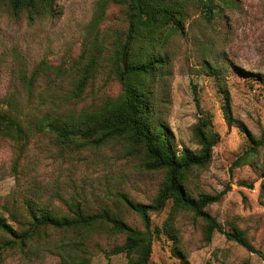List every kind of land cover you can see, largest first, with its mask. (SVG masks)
I'll return each mask as SVG.
<instances>
[{
	"label": "rangeland",
	"instance_id": "obj_1",
	"mask_svg": "<svg viewBox=\"0 0 264 264\" xmlns=\"http://www.w3.org/2000/svg\"><path fill=\"white\" fill-rule=\"evenodd\" d=\"M98 1L59 0L61 12L57 17L34 22L24 16L12 17L4 7L0 9V109L16 106L25 124L32 114L68 113L118 94V84L101 86L98 81L80 98H73L70 92L76 68L81 67L80 57H87L95 44H107L114 32L126 25L115 5L106 7L97 17ZM235 1L238 8L226 9L216 23L221 35L212 36V40L208 25L194 16L188 35L176 37L169 44L171 64L155 86L159 117L173 132L178 149L198 148L192 139V126L202 114L220 134L211 162L199 171L190 188L195 194L226 191L219 201L206 207L222 231H215L206 242L202 221L191 212L179 211L172 221L178 246L190 264H264L260 255L264 253L260 177L264 151L260 150L252 163L234 164L251 142L245 132L227 125L217 81L201 71L205 60L215 61L217 57L229 65L220 81L227 86L231 113L259 137L264 132V0ZM29 77L31 82L27 81ZM162 177L161 171L142 170L138 160L125 156L115 142L96 150L67 153L46 132L36 133L22 145L3 140L0 214L16 226L10 216L24 212L25 200L63 212L69 202L80 200L90 212L108 208L129 225L142 229L140 216L127 207L124 197L150 203ZM171 205L168 201L159 212L150 213L151 228L162 225ZM48 231L50 236L31 243L26 254L17 246L3 244L0 237L1 264H58L72 248L71 239L78 235ZM236 237L253 249L241 245ZM124 240L123 234L91 232L84 240L89 252L87 264H126L125 254H110V249ZM151 261L181 264L171 238L163 232L153 239Z\"/></svg>",
	"mask_w": 264,
	"mask_h": 264
},
{
	"label": "trees",
	"instance_id": "obj_2",
	"mask_svg": "<svg viewBox=\"0 0 264 264\" xmlns=\"http://www.w3.org/2000/svg\"><path fill=\"white\" fill-rule=\"evenodd\" d=\"M58 1L0 0V9L4 7L10 16H24L28 22H34L57 17L61 12ZM111 5L120 8L126 25L115 31L107 44H95L88 50L87 57H80L81 67L76 68L70 92L73 98H80L88 86L98 81L101 86L109 82L118 84V94L105 96L98 103L68 113L32 114L26 117L25 124L21 113L11 104V108L0 109V142L12 140L22 145L36 133L46 132L54 137L61 151L67 153L96 150L113 142L120 144L124 155L136 158L142 170L163 173L150 203L124 197L127 207L140 216L143 228L129 225L108 208L90 212L80 200L69 202L68 210L63 212L28 199L24 202L23 213L10 216L16 226L0 214L1 242L8 247L17 246L26 254L31 243L50 236L49 229L74 233L78 236L71 239L72 248L62 255L58 264H87L89 252L84 248V240L91 232L123 234L125 240L112 247L110 254H125L126 264H164L151 261L153 239L163 232L171 238L173 252L181 264H190L186 253L178 246L179 237L172 221L179 211L191 212L201 219L206 242L215 231H222L221 224L206 207L219 201L226 191L195 194L190 188L199 171L211 162L220 134L202 114L192 126V139L198 148L178 149L173 132L159 117L155 86L163 80L171 64L169 44L176 37L188 35V26L194 16L211 29L212 40V36L221 35L216 23L224 17L226 9L238 8L237 3L235 0H99L97 17ZM203 67L201 71L217 81L227 125L245 132L251 142L234 164L254 162L259 151H264V132L256 137L233 117L227 86L220 81L229 65L217 57L215 61L205 60ZM30 78L28 82L32 81ZM195 100L199 106L197 98ZM260 177L264 192V162ZM168 201L172 205L167 218L160 227L151 228L150 213L159 212ZM236 238L241 245L253 249L245 240ZM260 255L264 258V253ZM2 260L0 252V264Z\"/></svg>",
	"mask_w": 264,
	"mask_h": 264
}]
</instances>
